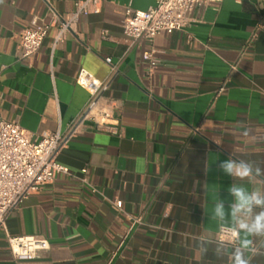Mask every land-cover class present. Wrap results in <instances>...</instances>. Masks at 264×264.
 <instances>
[{"label":"crops","instance_id":"0c3cea01","mask_svg":"<svg viewBox=\"0 0 264 264\" xmlns=\"http://www.w3.org/2000/svg\"><path fill=\"white\" fill-rule=\"evenodd\" d=\"M76 1L0 0V117L34 141L67 130L89 101L76 83L86 68L110 78L104 95L115 101L118 132L82 123L57 154L71 174L26 198L0 228V264H233L239 241L217 235L248 217L241 210L233 219L230 189L264 199V0L203 3L184 29L137 47L123 31L125 9L155 0H103L62 43L52 27L23 58L24 29L49 23L51 7L67 17ZM151 49L160 60L153 70L143 58ZM229 159L252 175L225 172ZM260 211L253 205V217ZM8 235H41L51 247L20 260ZM251 239L246 257L264 264V237Z\"/></svg>","mask_w":264,"mask_h":264},{"label":"built area","instance_id":"2783aa9c","mask_svg":"<svg viewBox=\"0 0 264 264\" xmlns=\"http://www.w3.org/2000/svg\"><path fill=\"white\" fill-rule=\"evenodd\" d=\"M222 0H155L146 10L126 7L122 21L123 31L131 39V47H137L146 39H154L163 32L182 30L190 23L192 10L206 2L219 3ZM242 1V0H238ZM103 0H77L67 17L51 7V21L47 24L33 23L24 29L20 41L23 58L32 57L43 45L52 27L56 28L55 45L62 43L66 35L74 32L81 17L99 13ZM150 70L159 64L155 49L143 54ZM105 61L116 71L111 57ZM110 78L101 80L86 68H81L76 83L89 93V101L65 131L46 132L38 140L15 122L0 117V228L5 225L8 215L26 198L39 192L43 186L52 183L60 173L71 174L70 169L58 162L57 154L78 132L86 120L94 121L108 131L117 133L115 101L104 95ZM225 87H222L223 90ZM87 169L84 168L83 172ZM113 203L123 207V201ZM232 227H222L217 240L236 244L237 238ZM11 253L20 260H34L42 257L51 247L50 241L41 235H8Z\"/></svg>","mask_w":264,"mask_h":264},{"label":"clouds","instance_id":"9594fccd","mask_svg":"<svg viewBox=\"0 0 264 264\" xmlns=\"http://www.w3.org/2000/svg\"><path fill=\"white\" fill-rule=\"evenodd\" d=\"M220 167L227 173H231L239 179H246L252 175V169L243 161L226 160ZM259 174L260 170L256 169ZM230 192L235 196L236 203L232 207V217L236 218L237 213L243 210L248 219L236 221L233 233L239 241V246L235 249L233 255V264H250L245 253L252 248L253 240L251 237H264V199L259 198V193L253 191L249 194L243 187H232ZM253 205L260 207L261 211L253 217ZM217 212L220 209L217 208Z\"/></svg>","mask_w":264,"mask_h":264}]
</instances>
